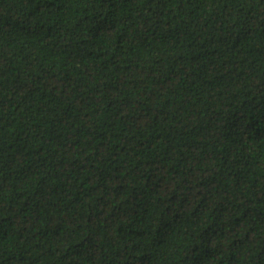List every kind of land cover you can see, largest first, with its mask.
<instances>
[{
    "label": "trees",
    "instance_id": "trees-1",
    "mask_svg": "<svg viewBox=\"0 0 264 264\" xmlns=\"http://www.w3.org/2000/svg\"><path fill=\"white\" fill-rule=\"evenodd\" d=\"M0 264H264V0H0Z\"/></svg>",
    "mask_w": 264,
    "mask_h": 264
}]
</instances>
